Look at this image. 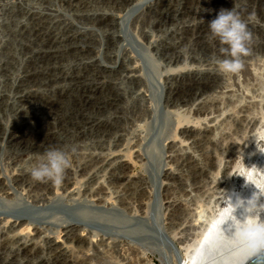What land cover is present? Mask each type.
<instances>
[{
	"label": "rangeland",
	"instance_id": "obj_1",
	"mask_svg": "<svg viewBox=\"0 0 264 264\" xmlns=\"http://www.w3.org/2000/svg\"><path fill=\"white\" fill-rule=\"evenodd\" d=\"M221 8L252 33L235 75ZM53 148L60 186L30 174ZM261 150L264 0H0V264H186L199 206L229 169L250 199Z\"/></svg>",
	"mask_w": 264,
	"mask_h": 264
},
{
	"label": "clouds",
	"instance_id": "obj_2",
	"mask_svg": "<svg viewBox=\"0 0 264 264\" xmlns=\"http://www.w3.org/2000/svg\"><path fill=\"white\" fill-rule=\"evenodd\" d=\"M209 38L219 40L222 45L215 63L217 70L224 75L239 74L244 68V58L251 55L252 33L240 13L235 9L221 8L216 17L208 23ZM71 167V156L60 149H50L30 170L34 181L51 182L60 186ZM264 193H254L248 200L230 201L227 215L221 221L227 224V239L239 246L240 255L235 264H246L255 257L256 264H264ZM237 209L242 215H234Z\"/></svg>",
	"mask_w": 264,
	"mask_h": 264
},
{
	"label": "bare ground",
	"instance_id": "obj_3",
	"mask_svg": "<svg viewBox=\"0 0 264 264\" xmlns=\"http://www.w3.org/2000/svg\"><path fill=\"white\" fill-rule=\"evenodd\" d=\"M260 78V77H257ZM262 81V79H261ZM259 86V85H258ZM261 97V96H260ZM231 98V97H230ZM221 107V106H220ZM227 108V107H226ZM233 124V123H232ZM230 124V125H232ZM218 126V125H217ZM217 129V128H216ZM252 129V128H251ZM244 133V132H243ZM211 134V133H210ZM213 134V133H212ZM255 134V133H254ZM253 135V134H252ZM258 135V134H257ZM247 136V135H246ZM223 143V142H222ZM234 144V143H233ZM217 151V150H216ZM215 151V152H216ZM262 151V150H261ZM259 152V150L257 151ZM257 152L255 155H257ZM263 152V151H262ZM264 153V152H263ZM215 154V153H214ZM262 154V153H260ZM209 155V154H208ZM214 156V155H213ZM217 157V156H215ZM255 158V157H253ZM214 159V158H213ZM256 159V158H255ZM208 160V159H207ZM211 161V160H210ZM218 161V159H217ZM255 162V161H254ZM208 163V162H207ZM219 164V163H218ZM240 164V163H239ZM258 166V165H255ZM253 167L250 170L246 171L245 174L246 175V179L251 177L253 174V170H255L258 167ZM236 168H238L239 166H236ZM213 168V170L215 169V162H212L211 164V169ZM233 168V166H232ZM241 167H239L240 169ZM255 168V169H254ZM247 170V169H246ZM257 171V169H256ZM259 171V170H258ZM230 169L228 171H226L221 178H224L223 182L224 184H221L219 186H217V188L214 190V192L210 193L212 194V196H209V200L205 203H202L201 205L198 203H195L197 205H200L199 208H201L198 212L197 215L195 214V217L197 218H203V221L201 222V226H200V231L198 232V234L195 237V240H193L194 242L191 243L190 245L187 246L186 249V254H187V263L186 264H197L198 262H201L202 260H204L205 258H207L206 256V252L204 251V244L206 243V241L211 237L212 233V227L216 224H221V221L225 218V216L227 215L228 212V208L230 207V201L232 203H235L237 199H241V200H248V196L247 194L244 193V190H242V192L239 191V188H235V180L233 177H231V173H230ZM207 173V172H206ZM260 173V172H259ZM197 175V174H196ZM210 175L215 176L216 178L218 177V174L214 175V172H210ZM261 179L264 177V170L261 172ZM254 176V175H253ZM201 177V176H199ZM205 178V177H204ZM203 178V179H204ZM244 178V180H242L241 184L243 185L246 182V179ZM260 177H258L257 179H255V185H256V189L254 190V192L258 193L259 191V187L263 186L260 185L263 181L261 180ZM260 185V186H258ZM38 194V193H37ZM209 194V195H210ZM198 196V195H197ZM201 197V196H200ZM35 199V198H34ZM197 200V199H196ZM195 200V201H196ZM200 201V200H199ZM202 201V200H201ZM198 202V200H197ZM194 203V202H193ZM187 208V207H186ZM197 208V207H196ZM189 209V208H188ZM209 209V211L207 210ZM195 211V210H194ZM238 211L241 213L242 210L241 209H237L236 212L238 213ZM189 214V213H188ZM196 220V219H195ZM227 225V224H226ZM34 229V228H33ZM9 232V231H8ZM32 244V243H31ZM186 246V245H185ZM236 249L233 248V250L229 251V253H224L223 256L225 255H232L234 253H237V257L236 259L231 263V264H235V262L239 259V255H240V248L239 247H235ZM55 249V248H54ZM136 251V250H135ZM135 255V254H134ZM208 255V254H207ZM138 256V255H137ZM222 256V257H223ZM211 257V255H209V258ZM220 260V259H219ZM217 260V261H219ZM185 261V260H184ZM184 263V262H183ZM209 263V262H208ZM207 263V264H208ZM133 264V263H132Z\"/></svg>",
	"mask_w": 264,
	"mask_h": 264
},
{
	"label": "water",
	"instance_id": "obj_4",
	"mask_svg": "<svg viewBox=\"0 0 264 264\" xmlns=\"http://www.w3.org/2000/svg\"><path fill=\"white\" fill-rule=\"evenodd\" d=\"M243 213L235 212L234 215L237 217L241 216ZM211 237L206 241V243L203 245L204 251L206 252L207 258L202 260L201 262H198L197 264H231L237 257V253H234L232 255H225L222 257V255L230 250L231 248L235 247V244L231 243L228 239V233H227V225L226 224H215L212 227L211 230ZM237 246V245H236ZM174 248V252L176 253L177 256V263L182 264L181 260V254L179 253L178 249ZM208 254V255H207ZM209 255L211 257L209 258ZM217 256V258H213ZM220 259V260H219ZM219 260V261H217ZM246 264H256V258H250Z\"/></svg>",
	"mask_w": 264,
	"mask_h": 264
}]
</instances>
